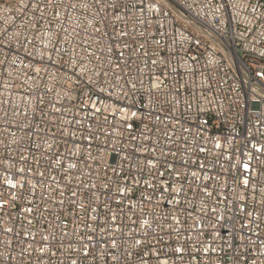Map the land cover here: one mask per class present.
I'll return each mask as SVG.
<instances>
[{
  "label": "built area",
  "instance_id": "2783aa9c",
  "mask_svg": "<svg viewBox=\"0 0 264 264\" xmlns=\"http://www.w3.org/2000/svg\"><path fill=\"white\" fill-rule=\"evenodd\" d=\"M264 0H0V264H264Z\"/></svg>",
  "mask_w": 264,
  "mask_h": 264
},
{
  "label": "bare ground",
  "instance_id": "6f19581e",
  "mask_svg": "<svg viewBox=\"0 0 264 264\" xmlns=\"http://www.w3.org/2000/svg\"><path fill=\"white\" fill-rule=\"evenodd\" d=\"M261 72H264V64L261 65Z\"/></svg>",
  "mask_w": 264,
  "mask_h": 264
}]
</instances>
